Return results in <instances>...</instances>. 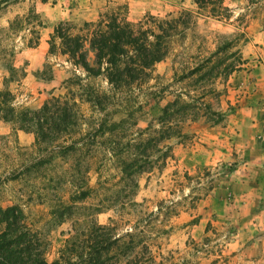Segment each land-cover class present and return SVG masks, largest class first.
Instances as JSON below:
<instances>
[{
    "label": "rangeland",
    "instance_id": "rangeland-1",
    "mask_svg": "<svg viewBox=\"0 0 264 264\" xmlns=\"http://www.w3.org/2000/svg\"><path fill=\"white\" fill-rule=\"evenodd\" d=\"M221 2L226 12L198 9L194 0L0 3V90L16 109L56 101L71 113L64 132L43 125L37 141L0 120V207L17 205L34 222L48 263L72 228L93 219L118 234L134 225L152 264H264L232 245L250 212L232 208L240 204L232 175L241 158L230 151L236 129L227 128L243 103L264 107V86L255 91L251 72L264 55V0ZM109 15L131 24L178 21L163 60L143 82L113 95L101 76L85 78L65 57L48 54L56 26L79 35L84 23ZM85 86L102 96V109L86 102ZM99 122L119 125L94 133ZM120 160L140 167L134 185L121 180ZM87 190L69 217L49 223L52 207Z\"/></svg>",
    "mask_w": 264,
    "mask_h": 264
},
{
    "label": "trees",
    "instance_id": "trees-1",
    "mask_svg": "<svg viewBox=\"0 0 264 264\" xmlns=\"http://www.w3.org/2000/svg\"><path fill=\"white\" fill-rule=\"evenodd\" d=\"M4 1L0 0V3ZM194 3L198 9L210 7V12L216 9L227 11L221 0H194ZM149 24H131L109 15L95 23H84V33L79 35H72L67 28L56 26L48 41V54L65 57L74 69H82L85 78L101 76L112 95L129 91L133 84L143 82L153 66L163 60L167 39L176 29L178 21H153ZM76 80L80 81L78 78ZM83 90L86 102L93 109H102L99 102L102 96L90 87L85 86ZM11 101V93L0 90V120L18 124V130L33 133L35 141L39 135H44L43 125L50 132L58 133L64 132L71 121L67 107L59 106L56 101L45 102L38 110L16 109ZM172 106H177L174 111H179L177 102ZM166 112L163 111L164 116ZM118 125L111 122L106 126L99 122L94 133L112 132ZM139 168L133 161L120 160L118 169L121 180L134 185L132 175L138 173ZM88 196V190L80 191L73 194L67 204H59L62 209L52 207L49 223L62 222L63 215L69 217L71 210H75V204ZM124 203L129 204L130 199ZM111 225H100L90 219L84 222L83 227L72 228L56 259L48 263L44 258L46 242L34 228V222L17 205L0 207V264H152L149 246L141 240L140 231H136L134 225L129 232L121 234L115 233Z\"/></svg>",
    "mask_w": 264,
    "mask_h": 264
},
{
    "label": "crops",
    "instance_id": "crops-1",
    "mask_svg": "<svg viewBox=\"0 0 264 264\" xmlns=\"http://www.w3.org/2000/svg\"><path fill=\"white\" fill-rule=\"evenodd\" d=\"M251 72L255 74L257 91L264 86V55ZM253 106L251 102L243 103L229 116L227 126L230 131L236 129L230 151L241 158L238 173L232 175L235 185L242 187L234 194V203L240 204L232 208L250 212L232 245L240 243L242 258L260 259L264 258V107L255 110ZM257 131L259 135L255 136ZM216 161L213 158L211 163Z\"/></svg>",
    "mask_w": 264,
    "mask_h": 264
}]
</instances>
